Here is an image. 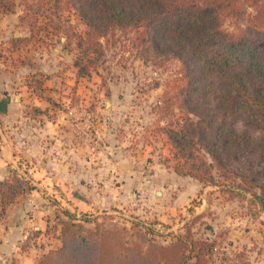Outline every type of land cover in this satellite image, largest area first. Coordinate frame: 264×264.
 Wrapping results in <instances>:
<instances>
[{
	"label": "rangeland",
	"instance_id": "1",
	"mask_svg": "<svg viewBox=\"0 0 264 264\" xmlns=\"http://www.w3.org/2000/svg\"><path fill=\"white\" fill-rule=\"evenodd\" d=\"M14 1V14H0V99L8 97L6 88L10 96L16 95L22 83L31 80V70L39 69L55 77L51 91L42 94L48 99L51 117L62 115L82 122L90 144L94 136L102 141L105 134L107 138L110 135L112 146L142 153L135 164L142 167L141 183L134 187L88 182L82 196L94 210L84 214V226L92 228L95 221L108 227L141 225L153 230V239L163 245L188 230L194 238H207L213 244L207 264H264V214L251 192L231 189V183L214 169L205 176L206 171L194 165L196 157L209 165L206 153L192 151L185 160L187 153L164 133L172 118L160 112V102L177 63L158 66L148 55L140 57L130 40L132 32L127 36L116 32L106 42L101 39L97 55L89 54L87 28L79 14L82 7L76 0L70 4L68 0H48L43 7H33L35 13L25 10L20 0ZM24 14L36 25L33 32L27 19L19 22ZM30 35L33 38L26 43L15 42V38L28 39ZM79 39L81 48L76 44ZM81 55V67L85 65L89 76L75 81L72 66ZM25 100L32 102L29 97ZM17 109L10 114L0 110V134H16L21 115ZM25 110L28 116L41 115L31 106ZM241 162L230 166L236 177L249 170ZM256 166L253 174L264 183V165ZM50 199L48 196L49 202L56 204V217L66 219V210Z\"/></svg>",
	"mask_w": 264,
	"mask_h": 264
},
{
	"label": "trees",
	"instance_id": "2",
	"mask_svg": "<svg viewBox=\"0 0 264 264\" xmlns=\"http://www.w3.org/2000/svg\"><path fill=\"white\" fill-rule=\"evenodd\" d=\"M76 1L82 7L79 14L87 28L89 54L97 55L101 39L106 42L116 32L124 36L132 32L130 40L140 57L148 55L158 66L177 63L160 102V112L172 118L164 133L187 153L185 160L196 150L204 151L211 163L196 157L194 166L204 169L205 176L210 169L223 174L233 190L250 191L264 214V183L253 174L257 164L264 165V0ZM47 2L19 4L35 13L33 7ZM14 5V0H0V14H14ZM26 19L30 22L27 14L18 18L21 24ZM35 26L30 22L29 29L33 32ZM76 44L81 48L82 39ZM82 62L81 55L72 66L76 80L89 76ZM31 76L25 85L48 101L42 95L47 92L46 76L36 72ZM33 111L43 113L39 108ZM241 160L249 170L236 177L230 166ZM34 190L27 178L10 170L0 181V221L16 198ZM64 212L66 219L56 217L59 248L41 255L37 264H207L213 247L209 239L194 238L188 230L163 245L155 242L150 228L108 227L98 221L87 228L84 214L78 219Z\"/></svg>",
	"mask_w": 264,
	"mask_h": 264
},
{
	"label": "crops",
	"instance_id": "3",
	"mask_svg": "<svg viewBox=\"0 0 264 264\" xmlns=\"http://www.w3.org/2000/svg\"><path fill=\"white\" fill-rule=\"evenodd\" d=\"M31 72L42 73L39 69ZM43 74L44 88L51 91V80L55 77ZM74 80L77 81L75 70ZM8 90H4L8 97L3 95L0 99V110L10 114L13 108H18L21 115L17 118L16 134L11 132L8 137L0 134V181L15 170L36 190L16 198L0 221V264H37L41 255L60 246L55 214L58 211L48 196L64 210L76 213L77 218L94 210L82 196L90 180L102 187L113 184L129 188L141 183L142 167L135 164L142 153L112 146L110 135L107 138L105 134L103 143L99 136H94L90 144L88 133L81 128L82 122L62 115L51 117L49 104L25 84L16 95L10 96ZM24 96L32 102L28 103ZM29 106L43 113L28 116L25 109Z\"/></svg>",
	"mask_w": 264,
	"mask_h": 264
}]
</instances>
